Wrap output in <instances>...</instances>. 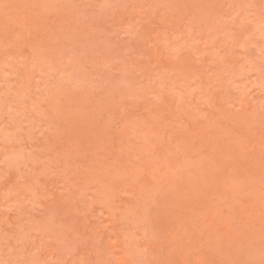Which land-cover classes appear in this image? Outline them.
Returning <instances> with one entry per match:
<instances>
[{"label":"rangeland","instance_id":"374dc122","mask_svg":"<svg viewBox=\"0 0 264 264\" xmlns=\"http://www.w3.org/2000/svg\"><path fill=\"white\" fill-rule=\"evenodd\" d=\"M0 264H264V0H0Z\"/></svg>","mask_w":264,"mask_h":264}]
</instances>
